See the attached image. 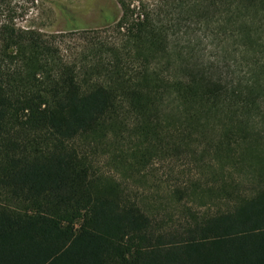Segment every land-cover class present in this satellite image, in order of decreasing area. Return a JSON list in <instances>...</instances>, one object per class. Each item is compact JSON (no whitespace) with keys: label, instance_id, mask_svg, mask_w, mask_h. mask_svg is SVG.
<instances>
[{"label":"trees","instance_id":"trees-1","mask_svg":"<svg viewBox=\"0 0 264 264\" xmlns=\"http://www.w3.org/2000/svg\"><path fill=\"white\" fill-rule=\"evenodd\" d=\"M116 2L0 21V264H264V0Z\"/></svg>","mask_w":264,"mask_h":264},{"label":"rangeland","instance_id":"rangeland-1","mask_svg":"<svg viewBox=\"0 0 264 264\" xmlns=\"http://www.w3.org/2000/svg\"><path fill=\"white\" fill-rule=\"evenodd\" d=\"M6 1L7 3L0 9V21L11 20L19 29L35 30L45 34L100 29L112 25L121 15L116 0ZM81 43V40L72 38L65 42L64 47H76ZM174 169L179 168L174 166Z\"/></svg>","mask_w":264,"mask_h":264}]
</instances>
